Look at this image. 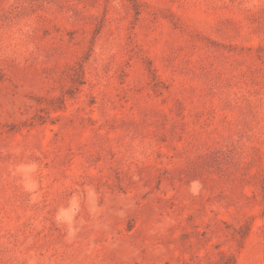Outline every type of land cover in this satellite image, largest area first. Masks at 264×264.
<instances>
[{
  "label": "rangeland",
  "instance_id": "374dc122",
  "mask_svg": "<svg viewBox=\"0 0 264 264\" xmlns=\"http://www.w3.org/2000/svg\"><path fill=\"white\" fill-rule=\"evenodd\" d=\"M0 264H264V0H0Z\"/></svg>",
  "mask_w": 264,
  "mask_h": 264
}]
</instances>
